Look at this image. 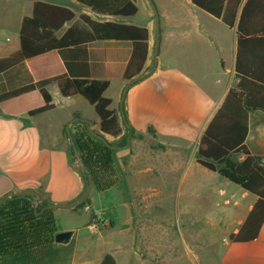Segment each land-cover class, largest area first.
Segmentation results:
<instances>
[{
	"label": "crops",
	"instance_id": "0c3cea01",
	"mask_svg": "<svg viewBox=\"0 0 264 264\" xmlns=\"http://www.w3.org/2000/svg\"><path fill=\"white\" fill-rule=\"evenodd\" d=\"M3 1L8 8L0 17V58L19 49L21 20L24 15L31 14L34 1L48 2ZM149 1L153 4L152 0ZM245 1L242 0V4ZM74 2L82 5V9L74 10L70 6ZM135 2L137 15L140 13L139 0ZM48 3L67 7L76 14L58 32L59 36L73 23L83 25L78 17L82 13L97 21L109 20L148 28L147 60L143 72L138 75L141 78L132 83L123 78L132 52L131 41L105 39L87 44L91 78L109 81L104 95L111 98L110 108L117 113L123 131L125 125H130L139 134V137H132L126 147L115 149V166L119 176L117 184L121 182L119 171L125 172V175H137L136 171L156 173L158 169H184L181 183H186L188 179V184H191L197 171L205 173L217 180L219 185L217 194L223 203L218 210L230 216L228 235L237 232L258 197L215 171L208 169L210 173H207L202 169L205 167L197 161V145L207 123L221 105L229 88L238 82L235 76L236 28L225 25L220 19L195 6L191 0H171L168 8L160 2L157 32L151 11L145 13V22H136L133 19L135 15L123 17L96 13L76 0ZM147 4V0L142 1L145 10H148ZM261 6L257 0L250 4L252 14L249 23L259 30L264 29V10ZM255 35L264 38V32ZM31 81L26 63H20L0 73V93ZM50 86L60 91L55 83L47 86L53 99ZM36 93L33 91L0 102V183H5L6 189L11 188L12 191L31 188L52 203H66L80 195L84 185L79 172L69 164L68 132L71 135L84 129L99 131V117L96 113L88 116L73 107L69 117L62 122L59 134L50 137L48 124L27 125L14 119L22 114L12 117L5 114L6 107L33 97ZM63 97L84 98L79 94ZM73 117L77 119L70 120ZM104 136L109 141L117 140V137L108 134ZM45 137L54 140L43 141ZM62 139L65 142L60 144ZM245 144L252 154L264 157L263 110L249 111ZM59 147H62L61 150ZM188 153H191L189 159ZM243 158L242 154L238 156L239 160ZM88 206L91 210V204ZM132 216L129 211L128 219ZM97 223L96 228L90 223V232L93 234H101L115 227L114 218L102 211L97 215ZM106 223H109V228L105 226ZM72 231L69 242L73 240ZM133 246L117 245L114 248L118 255L114 257L116 264H182L184 261L189 264H264V222L257 238L249 242L226 241L222 247L181 245L177 256L171 254L170 246L146 245L149 254H144L145 258L140 260L134 256ZM140 256L143 255L140 253ZM67 264H75L74 259Z\"/></svg>",
	"mask_w": 264,
	"mask_h": 264
},
{
	"label": "trees",
	"instance_id": "16d2710c",
	"mask_svg": "<svg viewBox=\"0 0 264 264\" xmlns=\"http://www.w3.org/2000/svg\"><path fill=\"white\" fill-rule=\"evenodd\" d=\"M76 1L96 13L111 16L130 17L138 12L135 0ZM252 1L256 0H246L243 4L242 0H191L225 25L235 27L237 33L235 76L238 82L227 91L197 145L198 163L258 197L238 231L229 234L231 242L256 239L264 222V157L252 154L245 144L249 111H264V38L255 35L263 33L264 29H255L249 23ZM257 1L264 10V0ZM75 16L67 7L34 1L31 14L21 20L19 49L0 58V73L24 62L32 81L0 93V102L37 91L35 96L4 109L11 117L33 116L55 107L47 88L50 83H55L63 96H83L99 117V131L95 133L117 137L115 141L107 140L115 146L113 149L85 129L71 134V148L79 153L84 167L77 170L84 184L81 193L89 180L96 190L105 191L119 181L115 149L126 147L130 139L139 134L130 125H125L123 131L117 113L110 108L111 98L104 95L109 81L91 78L87 44L105 39L131 41L132 52L123 72V78L131 80L143 72L149 31L143 25L97 21L82 13L78 17L83 25L73 23L59 36L58 32ZM241 154L244 158L239 160L237 155ZM11 191V188L6 189L5 183H0V198ZM50 203L49 199L38 196L35 201L26 194L13 195L0 203V264L23 245L54 242L57 229L53 225L54 211L47 208ZM86 205H89L88 196L74 207L82 209ZM93 220H97L96 214ZM99 264L116 262L113 255L107 253Z\"/></svg>",
	"mask_w": 264,
	"mask_h": 264
},
{
	"label": "rangeland",
	"instance_id": "374dc122",
	"mask_svg": "<svg viewBox=\"0 0 264 264\" xmlns=\"http://www.w3.org/2000/svg\"><path fill=\"white\" fill-rule=\"evenodd\" d=\"M45 1L65 3V0ZM142 1L138 2L140 13L133 19L136 22H145V13L151 11L157 32L160 17L158 6L162 2L168 8L171 0H157L159 5L155 0H152L158 13V20L150 1L147 0L148 10L144 9ZM6 5L5 1L0 0V17L8 8ZM70 6L76 11L82 9V5L75 2ZM50 90L56 106L53 110L39 116L22 114L14 119L25 122L27 125L32 123L48 124L50 127L48 135L54 137L59 134L62 122L69 117L71 108L76 107L77 110L88 116L94 115L92 106L84 98L81 97L83 99L81 100L80 98L63 97L52 86H50ZM74 119L75 117L70 120ZM46 140L51 142L54 139L45 137L43 141ZM64 142L62 139L60 144ZM68 143L70 166L76 170H83L79 153L75 149L72 150L70 140ZM61 148L59 147L60 150ZM190 156L191 153H188L187 158L189 159ZM115 164H117V159ZM202 169L210 173L208 169ZM184 171V169L178 168L158 169L155 170L156 173L136 171L137 175L128 173L125 175V172L119 171L121 174L119 184L102 192L93 188L88 195V203L91 204L97 215L102 211L114 218V228L104 230L101 234H93L90 232L92 223L87 224L89 219L87 213L90 212V209L86 210L85 207L82 209L75 207L53 208L55 229L57 232L58 230H74L73 240L65 244L47 241L39 243L37 241L34 246L23 245L16 254L4 258L3 264H67L72 258L75 264H96L107 253L117 258L118 255L114 251L117 245H134L131 247L135 252L134 256L140 260L145 258L144 254H149L146 245H164L165 248L170 246L171 254L176 256L181 245L222 247L226 241H230L227 233L230 228L228 225L230 216L222 214L218 210L223 202L217 194L219 186L217 180L197 171L191 184H188L190 182L188 179L186 183H181ZM38 196L41 195L38 194ZM42 198L47 199L46 197ZM129 211L133 215L130 219L127 217ZM95 221L97 223V220ZM129 221L131 224H127ZM53 225L51 224L52 227ZM107 225L109 228V223L105 224V226ZM84 234H88V236L83 237ZM140 253L143 256H140ZM182 264H189V262L184 261Z\"/></svg>",
	"mask_w": 264,
	"mask_h": 264
},
{
	"label": "water",
	"instance_id": "95a60500",
	"mask_svg": "<svg viewBox=\"0 0 264 264\" xmlns=\"http://www.w3.org/2000/svg\"><path fill=\"white\" fill-rule=\"evenodd\" d=\"M152 5H153L154 10H155L154 4H152ZM155 15H156V18L158 20V13L156 12V10H155ZM140 78H141V76L134 77L133 79H131L129 81V83H132L135 80L140 79ZM127 85L124 88V92H125V90L127 88ZM76 119L77 118H75L74 120H76ZM89 132L91 133V135H93L97 139L101 140L102 142H104L109 147H111L113 149L115 148L114 145H110L109 144V142L107 141L105 136H103L101 133H95L94 131H92L90 129H89ZM68 135H69V139L72 142V137L69 134V132H68ZM81 168L83 169V164L82 163H81ZM88 176L91 177V174H88ZM92 186H93L92 182H91V180H89L84 192L81 193L80 195H78L75 199H73L72 201L66 202V203H50L49 205H47V208H52L53 209V208H57V207H74L78 202L84 200L89 195L90 190L92 189ZM18 194L31 195L34 198L35 201L37 200V197H38V193L35 190H33L31 188H27V189H24V190H21V191H12L10 193L5 194L3 197L0 198V203H2L6 198L11 197L13 195H18ZM94 216H95V210L92 208L90 210V212H89V219H88L87 224H90V223L93 222ZM71 236H72V231H70V230L60 231V232H57L55 234L54 241L56 243H68L70 238H71Z\"/></svg>",
	"mask_w": 264,
	"mask_h": 264
},
{
	"label": "built area",
	"instance_id": "2783aa9c",
	"mask_svg": "<svg viewBox=\"0 0 264 264\" xmlns=\"http://www.w3.org/2000/svg\"><path fill=\"white\" fill-rule=\"evenodd\" d=\"M262 162L264 163V159L262 160ZM85 209L86 210H89V206L88 205L85 206ZM92 224H93V228H96L97 224H96V221L95 220H93Z\"/></svg>",
	"mask_w": 264,
	"mask_h": 264
}]
</instances>
